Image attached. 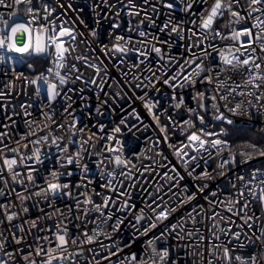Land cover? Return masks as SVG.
<instances>
[{"label": "built area", "instance_id": "1", "mask_svg": "<svg viewBox=\"0 0 264 264\" xmlns=\"http://www.w3.org/2000/svg\"><path fill=\"white\" fill-rule=\"evenodd\" d=\"M189 2L192 3V8L184 11ZM213 2L214 0H207L206 3H202L201 0H30V2L16 5L13 0H6V3L12 6H0V36H4L10 31L11 26L18 23H23L34 31L41 27H58L64 23L65 26L73 27L76 35L75 41H68L65 44L66 47L70 44L74 51L67 56L63 69H57L55 66L54 49L40 54H21L0 49V57H2L0 59V92L4 93L0 96V133H6L0 136V141H2L0 148L4 149L7 156L12 157L16 154L9 152L8 149L20 147L21 153L30 155L32 149L38 147L41 150L43 161L40 164L25 161V164L36 169L32 173L34 178L32 184L27 181L28 168L25 166L17 169L21 173L18 180L23 179V185L13 182L6 170H0L3 178L8 181L5 186L3 180H0V188L6 193L0 196V204L16 205L10 208V211L20 213V219L14 221L16 224L36 219L42 214H50L51 218L41 219L40 224L53 230L58 223L61 227L66 226L69 240L71 238L84 239L81 235L83 232L92 234L97 223L107 220L106 224H101L102 234L95 243H78L77 245L69 243L64 255L71 254V256L61 264H96V261H100V264H135L128 258L135 254L137 260L146 259L145 249L149 255L151 254L147 241L160 236L166 224H182L183 230L177 227L174 232L166 234L163 239L156 240L157 250L169 249V259L164 264H208L209 259H213V264H225L222 259L217 262L209 256L211 232L205 225L210 226L212 221L204 219V214L211 215L212 211L219 212L225 217L231 216L232 221L231 223L220 221V228L225 231L231 229V231L225 235L217 229L220 240H212V243H222L229 247L233 257L239 255L247 259L255 255L257 264H264V236H260L261 231L264 230V210H261L259 202L247 197L250 201L247 216L255 213L258 217L250 221L253 226L249 228L244 223L247 216L243 212L232 216L218 204L214 209L210 208L208 201L204 199L205 196H209V199L213 201L224 199L227 194L235 193L244 183H248L249 188H254L259 192V187L264 186L260 185V181L264 180V157L256 155L254 159L244 163V158L237 156V164L226 165L221 170L217 167L221 162V157L216 155L214 149L209 147L208 151L195 152L192 147H184L189 143L188 135L193 131L199 132L200 129H204V133H214L212 136L202 135L203 139L225 140L232 149L240 150L247 144L261 147L253 141L244 145H236L231 131L246 129L264 135V96L257 100L245 92L242 97L237 95L234 99L230 98L231 102L227 107L224 106V101H218L219 112H217L216 109L211 108L212 102L207 99L216 94L212 85L200 83L199 79L195 84L180 81L184 85L182 88L179 86L173 88L163 83L164 79L180 71L179 64H183L189 58H194L193 53L204 59L202 52L206 49L210 56L205 59V65H210L214 57L219 63L218 52L214 49H226L235 43L231 39H220L219 37L213 39L211 35L205 40L196 24L190 23L195 20L198 24L200 15L202 13L207 15L205 9L210 8ZM167 3H174L175 7L169 9L166 7ZM29 7L33 8L32 15L27 12ZM241 14L245 13L242 11ZM33 16H35L34 20ZM230 19H232L230 15L225 13L213 27L228 36L232 28L240 29L243 26L232 24L226 27ZM5 20L8 21L7 26L3 23ZM169 20L181 24L183 31L180 36L176 33L169 34V30L160 31L163 24ZM248 24L250 26L251 21ZM190 29L197 35L192 36ZM93 31L96 33L95 36L92 35ZM141 31L145 32L146 36L141 37L139 35ZM181 36L183 39L180 38ZM118 37L124 39L118 41ZM65 39L67 41V38ZM21 40L25 44L28 43V34H17L18 47L22 46ZM200 40H203V43H200L198 47H191V51L188 50L189 46L195 45ZM163 41L167 43H162ZM117 43L126 46L129 51L126 54L112 51ZM153 46L162 49L163 61L151 51ZM105 47L108 49L107 54L103 50ZM137 49L147 52V58L139 56ZM257 54L264 55L259 52ZM78 57H86L87 63ZM141 60L144 62L140 63ZM73 64L79 72L71 70ZM92 64L101 69L99 75L95 68L88 66ZM133 65L139 66L134 67ZM50 68L53 73L60 71L61 75H66L67 82L60 85L58 79L48 72ZM149 69L156 71L157 76L160 77L159 81L149 83L146 79L151 76ZM165 72L167 76L164 75ZM125 73L128 75L125 76ZM41 75L47 77L49 82L57 84L59 95L54 100L48 99L47 86L42 80H38L35 84L30 83ZM77 75L81 76L80 80L76 79ZM133 76L139 77L140 80L133 79ZM228 76L236 81L241 79L239 73L231 72L222 73L220 79ZM93 79L96 80V84L90 83ZM101 81L104 82L103 90L98 87ZM140 81H143L146 87L135 88L134 85ZM171 83L179 82L172 81ZM206 89L209 90L206 91ZM198 92H203L205 95L207 111L199 109L198 101L194 99ZM257 95L260 94L257 93ZM140 96H144L146 101L155 105L152 113L144 107L145 100L138 99ZM181 97H183L184 104L178 109L176 104ZM241 100L251 101V103H245L242 110L234 114L229 109L235 107V104ZM189 107L195 108L196 113H189L187 110ZM65 109L68 111L65 112ZM26 113H31V115H26ZM221 114L223 118L217 119L216 117ZM153 115L159 118V124L153 119ZM200 116L204 118L203 124L200 122ZM46 117H51V119ZM74 120L76 127L73 129L71 125ZM122 120L124 123H121ZM188 120H192L195 127L186 124L185 121ZM60 124L64 127L58 128ZM101 126H103L102 130ZM117 127L120 129L119 132L115 131ZM161 127L165 128L164 132L160 131ZM81 128L84 129L83 132L79 130ZM33 131L36 135H29ZM49 131L52 136L63 137L57 141L59 147L51 143V137L47 142L42 141L38 145L29 143V141L47 135ZM24 136L27 139H21ZM165 136H167L166 141ZM24 144H28L29 147L24 149ZM64 148H67V151H62ZM112 148L119 149V151L107 150ZM180 150L188 153L183 160L176 155V152ZM78 151L79 156L76 155ZM209 152L212 153L211 156ZM193 155L197 157L196 160L190 159ZM224 155L228 156V152L226 151ZM69 156L78 159L79 163L67 164ZM116 156L125 160L127 167L117 166L114 162ZM85 165L87 171L84 170ZM195 165L199 167H195L193 175L189 176L188 172L192 171ZM172 167H175L177 172L184 177L180 181V187L173 189L179 193V197L173 196L169 199L171 195L169 193L164 196V201L157 202L161 204V208H176V211L170 214L168 220L158 223L156 228L144 235V228L150 224V218L156 215L147 205L151 204L157 195V187L162 186L159 195H163L171 186L172 182H166L162 174L168 172V175L176 176V173L171 171ZM205 168L212 173L213 179H195L194 177L202 173ZM257 170L259 172L256 179L252 180V175ZM53 171L71 173V175H61L58 181L61 184H69V189L65 191L71 192V196H50L48 200H44L34 195L41 188L46 187V181ZM221 171L225 175H219ZM241 175L244 181L237 178ZM205 183L208 187L203 193H198L196 199L190 203L180 205V200L186 199L183 194L184 185H187L189 192H195L197 185ZM233 183L236 184V189H233ZM105 185L109 186L105 187ZM25 187L27 191L24 195L31 194L32 197L24 202V206L29 208L28 213L22 212L19 207L20 201L16 199V192H23ZM13 188L15 192L12 191ZM212 192H217V197L210 196ZM121 193H127V195H121ZM85 194L95 204H102L105 197H112L115 205L103 209L104 216L96 212L92 204L81 203V209L78 211L77 200L83 202L86 198ZM49 201H52L51 206ZM125 201L135 207L131 210H120ZM243 202L241 201V204ZM197 205H203L204 209L200 215L192 213L197 221L193 225L192 220L187 218V213ZM161 208H157L156 211L159 212ZM85 209L88 210L87 215H85ZM140 209L144 210V219L137 224L134 217L140 215ZM2 211L0 210V219H3ZM61 212L66 217L62 223ZM108 215H111L112 219H107ZM117 217L121 218L123 223L118 231H114L113 225ZM202 219L203 224L200 223ZM24 227L27 229L28 224H24ZM194 227L200 228L203 232L205 236L203 242H199L195 237L192 239L178 238L177 234L185 236V232L193 230ZM0 232H3L9 241L11 240V230L6 220L0 224ZM236 232L240 233L239 240L232 236V233ZM32 233L39 236H51L48 231L37 232L33 229ZM257 237L260 238L257 239ZM32 242L33 235H26V250V245ZM44 243L47 247L52 246L47 242ZM101 243L105 247L102 248ZM197 243L200 244L199 247L196 246ZM14 247V244H9L8 250L11 251ZM81 249L82 255H77ZM109 252H116L117 255L112 256L110 261L101 259ZM201 252L204 257L202 260L199 255H193V253ZM222 252L221 248L218 255L222 256ZM94 254H96L95 259H93ZM0 256H3V253H0ZM33 258L39 264L41 257ZM17 260L19 264H23L19 257ZM157 264H160L158 259ZM232 264H239V262L233 259Z\"/></svg>", "mask_w": 264, "mask_h": 264}, {"label": "snow or ice", "instance_id": "2", "mask_svg": "<svg viewBox=\"0 0 264 264\" xmlns=\"http://www.w3.org/2000/svg\"><path fill=\"white\" fill-rule=\"evenodd\" d=\"M26 2H30V0H13V3L16 5L23 4ZM202 3H206L207 0H201ZM246 5V7L244 6ZM0 6L4 7H11L12 4L6 3V0H0ZM166 7L169 9H173L175 7L174 3H167ZM192 8V3H187L184 11H188ZM239 9V10H237ZM205 11L207 12V15H204L203 13L199 17V23L197 24L195 20L190 21L192 24H196V26L200 29V34L203 36V38L206 40L208 39L209 35L213 37V39L219 37L220 39H231L235 43L233 46L227 47L226 49H214L218 52V58L219 63L216 62V58H212L210 65H205V59L210 56V53L207 52V50H203L202 55L204 59H202L199 56H195L193 53L194 58H189L184 61L183 64H179L180 71L176 72L175 75L169 76L166 79L163 80L164 84H168L170 87L176 88L177 86L183 87L182 82H188L190 84H195L196 80L199 79L200 83H206L208 85H212L213 89L215 91V95H212L211 97H208L207 99L210 100L211 108L216 109L217 112H219L218 107V101H224L225 107H227L228 103L231 102V99H234L235 96H243L245 92H247L250 96L255 97L257 100L261 98V96H264V55H258L257 53L264 54V0H244L242 3V0H214V2L211 4L210 8H206ZM244 12L245 14L242 15L241 12ZM27 12L29 15L33 14V8L29 7L27 9ZM225 13H228L232 19L229 20L228 25H225L226 27H229L232 24H242L243 26L240 29L232 28L230 35L225 36L222 32L215 29L213 25L217 22L218 19L223 17ZM132 14V13H130ZM138 14V13H136ZM15 15V13H13ZM35 19V16H33V20ZM251 21V24L249 26L248 22ZM4 25H8V21H3ZM165 30H169V34L176 33L178 36H180V33L183 31L181 24L179 23H173L171 20L167 21L163 24V26L160 28L161 32H164ZM189 31H192L191 29ZM18 33H27L29 36L28 43H23L22 40L20 41L22 46H17V34ZM92 35L95 36V31L92 32ZM141 37L146 36V33L141 31L139 33ZM197 33L195 31H192V36H196ZM244 37L246 39L242 40L241 38ZM67 38V41L66 39ZM183 39V37H180ZM123 37H118L117 40H123ZM155 39V37H154ZM190 39V38H189ZM76 35L74 34V28L65 26L64 23L60 24L58 27L53 26L52 28H45L41 27L39 30H33L29 26L18 23L14 26L10 27V31L6 33L4 36H0V49H6L8 51H14L21 54H32V53H48L49 49H54V55L56 60V68L57 69H63L65 67V61L67 59V56L71 54V51H74V49L71 48V45L69 44L68 47L65 46V44L68 41H75ZM143 43V42H141ZM162 43H167V41H163ZM200 43H203V40L198 41L195 45L189 46V51H191V47L195 46L198 47ZM211 46V45H210ZM105 54H107L108 49L105 47L104 49ZM112 51L126 54L129 49L126 46H121L119 43L115 44L112 48ZM139 53V56L147 58V52L136 50ZM152 52H155L159 59L161 61L164 60L162 53V49L160 47L153 46L151 49ZM2 59V57H0ZM78 59H82L87 63L86 57H78ZM199 61V62H197ZM144 61L141 60L140 63H143ZM90 67H93L96 69L97 75H99L101 69L97 67L96 65H88ZM134 67H138L139 65H133ZM190 69V71H188ZM71 70H75L79 72V69L76 68V65L71 66ZM151 71V76L147 77L146 79L149 81V83H152L153 81H159L160 77L157 76L156 71ZM48 72L50 74H53L56 79H58L60 85H64L68 77L66 75H61L60 71H56L53 73V70L50 68L48 69ZM106 72V69H105ZM239 73L241 76V79L239 81L232 80L230 76L225 77V79H220V75L222 73ZM206 73V74H205ZM125 76L128 74L125 73ZM165 76H167V73H164ZM77 80L81 79L80 75L76 76ZM133 79L140 80L139 77L133 76ZM38 80H42L43 83L47 86V93H48V99L54 100L58 95L59 92L57 91V84L54 82H49L48 78L44 75L38 76L36 80L30 81V83L35 84ZM172 81H177L179 83H171ZM182 81V82H180ZM92 84H96V80L93 79L90 81ZM103 81L98 85V87L103 90ZM135 88H142L146 87V85L143 84V81H140L134 85ZM209 89H206L208 91ZM71 91V89H70ZM259 93L260 95H257ZM4 93L0 92V96H3ZM119 95V93L117 94ZM147 95V93H145ZM70 99V98H69ZM140 100H145L144 96L138 97ZM198 101V107L199 109L203 111L208 110V105L205 103V95L203 92H198L196 97H194ZM245 103L250 104L251 101H244L241 100L235 104V107L230 108L229 110L232 111L234 114L242 110V107ZM184 104L183 97L180 98L179 102L176 104V108H180L181 105ZM153 105L151 102L146 101L144 103V107L148 110L149 113H152L153 111ZM23 107V106H22ZM71 107V105H69ZM189 113H196L195 108L189 107L188 109ZM68 109H65V112H67ZM99 111V109H97ZM26 115H31V113H26ZM71 115V113H69ZM47 119H51V117H46ZM217 119H222L223 115H219L216 117ZM153 119L157 121V124H159V118L155 115H153ZM201 124L204 122L203 116L199 117ZM54 122V121H53ZM121 123H124L122 120ZM186 124H188L191 127H195L192 120L185 121ZM231 123V121H229ZM29 126H31L29 122ZM6 127V126H5ZM47 127V125H45ZM58 128H63L64 125L60 124L57 126ZM71 127L74 129L76 127V121L74 120ZM103 126H101L102 130ZM43 131V129H41ZM81 132L84 131L83 128L79 129ZM116 132H119L120 129L117 127L115 129ZM161 132L165 131L164 127H161ZM6 133H0V136H4ZM29 135L35 136L36 133L30 132ZM75 135V133H73ZM202 135H208L212 136L214 133H204V129H200L199 132L193 131L190 135H188L187 140L188 144L184 145V147H192L195 152H200L201 150L208 151V148L215 150L216 155L221 157V162L218 164V168L223 170L226 165L232 164L235 165L238 163L237 156L243 157V162L247 163L249 160H252L255 158L256 155L264 157V148L258 147L255 144H247L244 145L240 150L232 149L231 146L227 143L225 140L221 139H214V140H205L202 138ZM51 137V143L53 145L57 144L58 140L63 139L61 136H52L51 131L48 132L47 135H44L42 137H39L35 140L29 141L30 144L38 145L42 141L47 142L49 138ZM21 139H27L26 136L21 137ZM165 141L167 140V136L164 137ZM74 143V141H71ZM2 143V141H0ZM85 143H88V141H85ZM17 144L19 145V141H17ZM6 147V146H5ZM29 147L28 144H24L23 148L27 149ZM108 151H119V149H107ZM9 152L14 153L16 155L9 157L5 154L4 149L0 148V170H6L11 175V180L13 182H19L21 185L24 184L23 179L18 178L21 176V173L17 171V169L21 166H25L28 168L27 172V181L29 184L34 183V178L32 173L36 171V169L31 166L25 164L26 160L34 161L35 164L43 163L41 160V150L40 148L36 147L33 148L30 155H25L21 153L20 147L17 148H11L8 149ZM62 151H67V148L62 149ZM228 152V156H225L224 153ZM77 156L80 155L79 151L76 154ZM176 155L183 160V157L188 156L187 152H183L182 150L177 151ZM212 153L209 152V156H211ZM191 160H196V156H191ZM67 164L72 163H79L78 159H75L72 156L67 157ZM115 164L117 166H124L127 167V162L125 160H122L120 156L115 157ZM100 163H103V161H100ZM186 163V161H185ZM195 167H199V165H195L192 171L188 172L189 176L193 175V172L195 171ZM84 170L87 171V166H84ZM147 170V169H146ZM172 172L176 173V176H170L168 175V172H164L162 174V178L165 179L166 182H172L171 186L167 189V192H165L163 195H159L162 191V186L157 187L156 193L157 195L152 200L151 204L147 205L148 207L152 208V211L156 213L154 218H150L151 222L150 224L144 228L143 234L147 235V233L153 229L156 228L158 223H162L165 220H168L171 213L176 211V208H161V204L157 201H164V196L171 194L168 198L171 199L173 196L179 197V193L174 191L173 189L180 187V181L184 179L183 176H181L175 167H172ZM259 170L253 173L252 180L256 179L257 173ZM219 175L223 176L225 173L223 171L218 173ZM61 175H71L70 172L67 173H59L57 171H53L50 173V178L46 181V187H43L40 189V191H37L34 195L37 197H41L44 200H48L49 197H58L60 195L64 196H71L72 193L65 191L69 189V184L59 183V178ZM111 175V174H109ZM143 175V173H141ZM197 180H211L213 179L212 173H209L207 169L200 173L199 175L194 177ZM240 181H244V177L241 175L237 177ZM0 180H3V183L5 186H7L8 181L3 178V173L0 171ZM109 184H111V181H109ZM260 185H264V180L260 181ZM109 185H105V187H108ZM208 187V185L205 183L203 185H197V190L195 192H189L187 185L183 186L184 189V195L186 196V199L180 200V205L190 203L191 201L195 200L198 193H203L204 190ZM233 189H236V184H232ZM13 192H15V189H12ZM27 191V188L25 187L23 189V192H16V199L20 201L19 207L21 208L23 213H28L29 208L27 206H24V202L27 200H30V195H24V192ZM115 191V189H113ZM6 193L2 188H0V196H4ZM86 195V194H85ZM121 195H127V193H121ZM151 195V194H149ZM210 196L217 197V192L210 193ZM247 197H251L252 200L258 201L261 210H264V186L259 187V192H257L254 188H249L248 183H244L239 189L235 191V193H229L225 196L224 199H217L216 201H213L209 199V196H205L204 199L208 201L210 208L214 209L216 205L218 204L221 206L226 212L231 213L232 216H237L241 212H243L247 216V210L250 207V201L247 199ZM241 201H244L243 204H241ZM52 201H49V205L51 206ZM81 203L83 204H92L94 207V210L98 213H100L101 216H104L105 213L103 209L109 208L110 205H115V200L112 197H105L102 204H95L93 200L87 197L83 202L80 200H77L76 208L79 211L81 209ZM155 205V207H153ZM34 206V205H33ZM16 207V205H9V204H0V210L2 211L3 219H0V224H3L6 220L8 222V228L11 230V240L9 241V238L7 236H4L3 232H0V253H3V256H0V264H19V261L17 260V257H19V260L23 261V264H37V260L33 257H41V260L39 261V264H61V262L66 261L70 258L71 254L69 256H65L64 253L67 251V248L69 246V243L72 245H77L78 243H88L92 244L95 243L99 236L102 234L101 224H106L107 220H101L99 223H97L96 228L93 229L92 234H89L88 232H83L81 235L84 239H78V238H71L69 240L68 238V230L67 227H61V224L58 223L55 226V229L52 228H45L40 224L41 219H50V214H42L41 217H37L36 219H32L30 221H24L21 224H16L14 221H17L20 219V213L16 211H10V208ZM135 206L132 204H129L127 201H125L122 205V208L120 210L124 209H133ZM157 208H161L159 212L156 211ZM198 209L200 211H198ZM204 206L203 205H197L193 206L191 211L187 213V218L192 220L193 225L197 223L196 218L192 215L193 212H195L197 215L201 214V211H203ZM71 211V209H68ZM56 211H60L59 209H56ZM140 215H136L134 217L137 224H139L143 219V209H140ZM85 215H87L88 210H84ZM43 213V210H42ZM61 223L63 219H66V217L63 216V213L61 212ZM217 217H219V220H217ZM107 219H112L111 215L107 216ZM204 219L212 221L211 225H205L208 227L209 231L211 232V238H209V256L214 258L217 262L221 259L225 262V264H232V260L235 259L239 262V264H257V257L255 255L249 256L247 259L237 255L233 257L232 250L229 249V247L223 245L222 243H212V240L219 241L220 236L217 234V229H219L220 232H223L225 235H228L231 229H228L225 231L224 229L219 227L220 221H226L231 223V216L225 217L219 212L212 211L211 215H208L207 213L204 214ZM255 219H258V217L255 216V213H253L251 216H247V218L244 220V223L249 227L252 228V223L250 221H254ZM203 219L200 221V223L203 224ZM123 223V220L119 217L116 218V221L113 225L114 231H118L120 229V225ZM24 224H28V228L25 229ZM177 227H180L181 230H183L182 224H171V225H165L164 229L161 231L160 236L156 237L155 239H150L147 241V245L151 248V254L149 255L147 252V249H145V258H141L140 260H137V256L135 254L131 255L128 259L130 262H135V264H157V259L160 261V264H164L166 260L169 259V249L163 248L162 250H157L155 247V242L157 239H163L166 234H171L174 232ZM35 229L37 232H43L48 231L51 236H39L32 233V230ZM32 234L33 235V242L28 243L26 245L27 250L25 248V237L26 235ZM106 235V234H105ZM179 239L189 238L192 239L195 237L199 242H203L205 240V236L200 228H193L191 231H186L185 236H179ZM232 236L239 240L240 233H232ZM260 236H264V230L261 231ZM106 238H110L107 237ZM260 237H257L259 239ZM44 242H47L48 245H52L51 247H47ZM14 244L15 247L12 248L11 251L8 250V245ZM33 244H35V247H33ZM197 247L200 246L199 243L196 245ZM101 247H105L101 243ZM223 249L222 256L218 255V252L220 249ZM89 251H92V249H89ZM77 255H82V249L80 252L77 253ZM95 255L93 256V259H95ZM117 255L116 252H109L107 256L101 257L103 260H111L112 256ZM193 255H199L201 260L204 258L203 253H193ZM6 257V258H5ZM96 264H100V261H96ZM208 264H213V259L208 260Z\"/></svg>", "mask_w": 264, "mask_h": 264}, {"label": "trees", "instance_id": "3", "mask_svg": "<svg viewBox=\"0 0 264 264\" xmlns=\"http://www.w3.org/2000/svg\"><path fill=\"white\" fill-rule=\"evenodd\" d=\"M222 21L220 22V24ZM233 140L236 145H244L253 141L264 148V135L256 133L252 130L234 129L231 131Z\"/></svg>", "mask_w": 264, "mask_h": 264}, {"label": "rangeland", "instance_id": "4", "mask_svg": "<svg viewBox=\"0 0 264 264\" xmlns=\"http://www.w3.org/2000/svg\"><path fill=\"white\" fill-rule=\"evenodd\" d=\"M41 88L43 89V85L41 86Z\"/></svg>", "mask_w": 264, "mask_h": 264}]
</instances>
